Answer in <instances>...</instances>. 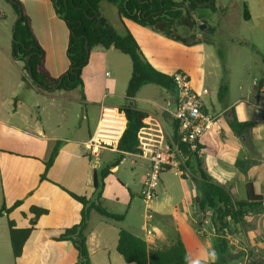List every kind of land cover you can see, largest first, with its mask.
I'll use <instances>...</instances> for the list:
<instances>
[{
    "label": "crops",
    "instance_id": "obj_1",
    "mask_svg": "<svg viewBox=\"0 0 264 264\" xmlns=\"http://www.w3.org/2000/svg\"><path fill=\"white\" fill-rule=\"evenodd\" d=\"M20 1L32 32L45 52L46 71L52 77H60L70 65L66 22L57 15L50 0ZM236 5L243 18L247 8L249 19L244 18L246 22L264 27V0H239ZM99 12L118 33L128 30L135 37L154 68L170 76L185 72L191 87L202 94L207 111L216 116L212 129L201 138L200 156L201 167L213 182L227 187L238 201L247 198L248 184H252L256 195L264 198V93L260 88L256 92L255 82L252 99L240 97L232 101L233 90L228 86V95L223 101L218 100L216 108L213 98L208 96L210 87L215 89L220 77L209 72V66L216 67L217 63L206 40L185 44L171 39L149 27L122 19L117 7L107 0L100 2ZM2 19L6 23L17 17L12 9L8 13L4 11ZM114 22L121 25L120 29ZM121 55L125 54L115 48L92 49L83 71L84 85L72 91L43 93L22 80L23 72L16 86L8 79L0 80V212L4 205L10 208L17 201L22 202L11 213L4 211L0 215V264H74L78 253L73 244L55 240L66 228L81 220L83 206L65 190L97 200L99 189L95 178H99L101 172L108 173L100 196L102 207L112 214L123 215L124 219L114 223L91 211L86 234L92 264H132L117 251L120 228L145 240L150 250L172 245L180 239L187 249L189 264L215 261V229L207 213L202 214L198 209L197 198L203 195V182L195 170L190 169L185 176L178 173L180 189H175L160 175L159 184L163 185L165 197L155 205L154 237H147L143 222L138 218L150 152L174 141L176 105H169L173 106V111L164 108V115L157 110L162 108L163 89L153 86L147 96H143L147 85L133 99L135 107L147 113L140 133L141 154L123 155L120 151L103 149L98 160L91 156L87 142L98 124L102 107L121 109L127 102L133 66L130 58L127 60ZM214 75L216 81L212 84ZM259 79L264 80V77ZM23 88L28 93L26 98L33 99L32 109L38 110V115L24 118L27 131L21 134L13 120L21 115L26 104L16 95ZM238 90L242 91L243 87L239 86ZM14 96L17 97L12 107ZM141 104L153 108L148 110ZM233 116L253 123V127L237 135L229 124ZM57 147L55 162L47 178L41 180L45 163ZM116 185L127 192L126 198L122 199L118 193L107 195V189ZM176 193L180 196L177 203L174 202ZM32 206L47 209L48 214L39 218L22 256L15 260L8 221H14L18 228L29 227ZM227 241L231 247L229 264H264V202L245 216L243 225L230 224Z\"/></svg>",
    "mask_w": 264,
    "mask_h": 264
},
{
    "label": "trees",
    "instance_id": "obj_2",
    "mask_svg": "<svg viewBox=\"0 0 264 264\" xmlns=\"http://www.w3.org/2000/svg\"><path fill=\"white\" fill-rule=\"evenodd\" d=\"M10 4L17 18L13 27L11 58L15 62L23 63L22 80L31 83L39 91L50 93L55 90L72 91L83 87V71L89 63L90 54L95 47L103 49L115 48L129 56L132 61L133 72L127 87V102L121 108L127 118V127L119 142L118 151L123 155L141 154L143 152L140 143V132L144 128V120L147 113L135 107L133 99L139 91L147 85H155L166 90L171 97L176 96L173 76L165 74L154 68L145 58L135 37L126 30L120 34L108 21L100 15L99 4L103 0H50L55 12L65 22L69 31L67 57L69 69L58 78L52 77L44 67L45 52L35 38L29 20L25 15L23 4L20 0H5ZM114 4L122 19L131 20L143 27H149L156 32L181 41L190 42L182 35H175L173 29L180 27L181 21L186 17L187 11H195L209 0H107ZM216 0H212L208 6L215 9ZM244 18L249 19L247 8ZM88 44V50L86 49ZM264 61V58H263ZM30 70V72H29ZM29 73L31 78L29 77ZM229 87L221 82L218 100L223 101L228 95ZM232 130L238 135L247 128L253 127L251 122H242L233 116L229 120ZM179 125L176 122L173 129V139L180 147L185 149L179 140ZM59 148H55L50 159L45 163V172L41 180H45L48 170L52 167L58 155ZM198 154L190 156L185 171L195 170L203 182V195L197 198V206L202 214L211 211V221L215 229V261L211 264H229L231 247L227 236L230 224H244L245 216L256 207H259L264 198L254 192L252 184L247 185V198L242 201L235 200L230 190L213 182L210 176L202 169ZM107 172H101L99 178H95V186L99 189L98 199L90 200L84 196L76 195L65 190L75 201L83 206L81 220L78 224L66 228L56 237L57 241H70L75 247L78 256L74 264H92L87 240V227L91 211L94 210L103 217L119 223L124 219L123 215L108 212L102 207L100 196L104 187V179ZM185 176V175H184ZM17 201L12 207L5 205L0 212L11 213L21 205ZM33 218L27 228H18L12 220L8 221L11 248L15 260L19 259L24 246L31 234L35 231L40 217L47 215L48 210L36 206L30 208ZM118 253L127 263L132 264H189V255L184 243L178 239L172 245L163 246L160 249L150 250L148 244L142 238L132 234L124 228H120L117 245Z\"/></svg>",
    "mask_w": 264,
    "mask_h": 264
},
{
    "label": "rangeland",
    "instance_id": "obj_3",
    "mask_svg": "<svg viewBox=\"0 0 264 264\" xmlns=\"http://www.w3.org/2000/svg\"><path fill=\"white\" fill-rule=\"evenodd\" d=\"M181 1V0H177ZM220 6H219V4ZM215 5V9L210 7H200L196 13L194 11H187L186 17L179 24L178 29H173L175 35H182L187 40L202 39L206 40L209 44V49L214 51L216 67L209 66V72L217 73L220 77L218 80V86L213 89L210 87V96L213 98L216 108H218V92L221 82H225L233 90L232 101L241 98L252 99L254 95L253 82H255V89L258 92L259 88L264 85V80L259 79L264 77V27L258 26L255 23H248L244 20L241 14V10L237 9V3L239 0H220ZM110 8H114L113 5H108ZM223 7H226L225 9ZM12 9L10 5L0 0V80L3 78L10 80L16 86L15 83L19 81L22 71L23 63L15 62L11 58V45H12V28L15 22L7 20L4 23L2 17L4 11L10 12ZM120 29L121 25L118 22H114ZM264 25V22H263ZM205 28V29H204ZM204 29V30H203ZM130 60L127 55H121ZM26 74V71L23 72ZM217 79V77H216ZM212 84L216 81L215 75L212 76ZM261 82V83H260ZM259 84H261L259 86ZM155 85H148L144 89L143 96H147L148 92ZM242 86L243 90L239 91L238 87ZM162 89V88H161ZM164 90V89H163ZM162 92L163 99L161 101L162 108H158V112L165 114L164 108H169L173 111V106H169L173 103V97L169 96L168 92L164 90ZM19 94V96H18ZM9 96L10 94H5ZM16 95L23 98L26 101L22 107L21 115L15 120L13 124L18 128L21 134L27 131L26 125H24V118L30 117V114L34 117L38 115V110L32 109L33 99L26 98L28 93L26 89H21ZM16 96V97H17ZM16 97L13 98V106ZM25 97V98H24ZM145 109L151 110L153 107L142 105ZM208 108L212 111L213 108L208 102ZM170 117H173L171 112H167ZM169 171V172H168ZM166 171V174H161L162 178L173 185L175 189H180V177L176 170L171 169ZM160 182V181H159ZM157 199L153 202L152 207L155 209L157 202L162 201L164 196L163 185L158 184ZM114 193H118L120 197L126 198L128 196L126 191L121 190L117 185L114 188L107 189V195L110 196ZM180 196L175 194L174 202L179 201ZM144 203L142 201V207L140 208V220L144 225Z\"/></svg>",
    "mask_w": 264,
    "mask_h": 264
},
{
    "label": "built area",
    "instance_id": "obj_4",
    "mask_svg": "<svg viewBox=\"0 0 264 264\" xmlns=\"http://www.w3.org/2000/svg\"><path fill=\"white\" fill-rule=\"evenodd\" d=\"M173 78L176 90L173 100L176 105L174 115L179 125V140L185 149L172 141L150 152L148 173L140 192L145 207L144 228L148 238L154 237L152 224L155 212L152 204L157 199L156 188L161 173L174 169L183 176L188 174L184 168L186 163L194 153L201 156V138L212 129L216 120V116L207 111L202 94L191 87L185 72L178 71L173 74ZM260 89L264 93V85ZM204 93H208L207 90H204ZM126 127L127 118L124 111L115 107H102L98 124L87 142L91 156L98 160L103 149L118 151ZM211 215V211H208L207 216L210 219Z\"/></svg>",
    "mask_w": 264,
    "mask_h": 264
},
{
    "label": "water",
    "instance_id": "obj_5",
    "mask_svg": "<svg viewBox=\"0 0 264 264\" xmlns=\"http://www.w3.org/2000/svg\"><path fill=\"white\" fill-rule=\"evenodd\" d=\"M211 2H212V0H209V2L208 3H206V4H202V5H205V6H209L210 4H211ZM18 20H19V18H17L16 20H15V22H14V26L16 25V23L18 22ZM205 29V28H204ZM203 29V30H204ZM14 36V33L12 34V37ZM86 49L88 50V44H86ZM29 72H30V70H29ZM29 77L31 78V75H30V73H29Z\"/></svg>",
    "mask_w": 264,
    "mask_h": 264
},
{
    "label": "clouds",
    "instance_id": "obj_6",
    "mask_svg": "<svg viewBox=\"0 0 264 264\" xmlns=\"http://www.w3.org/2000/svg\"><path fill=\"white\" fill-rule=\"evenodd\" d=\"M238 111H239V109H238Z\"/></svg>",
    "mask_w": 264,
    "mask_h": 264
}]
</instances>
